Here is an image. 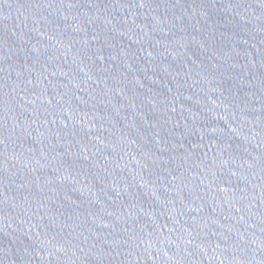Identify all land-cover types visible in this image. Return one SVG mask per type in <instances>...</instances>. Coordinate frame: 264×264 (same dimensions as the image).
I'll use <instances>...</instances> for the list:
<instances>
[{
	"label": "water",
	"instance_id": "water-1",
	"mask_svg": "<svg viewBox=\"0 0 264 264\" xmlns=\"http://www.w3.org/2000/svg\"><path fill=\"white\" fill-rule=\"evenodd\" d=\"M0 264H264V0H0Z\"/></svg>",
	"mask_w": 264,
	"mask_h": 264
}]
</instances>
